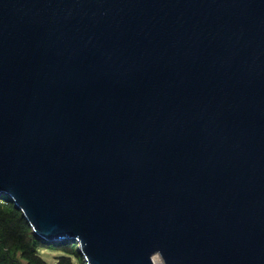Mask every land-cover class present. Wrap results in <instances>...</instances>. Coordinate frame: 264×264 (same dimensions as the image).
Returning a JSON list of instances; mask_svg holds the SVG:
<instances>
[{
  "label": "water",
  "instance_id": "water-1",
  "mask_svg": "<svg viewBox=\"0 0 264 264\" xmlns=\"http://www.w3.org/2000/svg\"><path fill=\"white\" fill-rule=\"evenodd\" d=\"M0 192L86 264H264V0H0Z\"/></svg>",
  "mask_w": 264,
  "mask_h": 264
},
{
  "label": "trees",
  "instance_id": "trees-1",
  "mask_svg": "<svg viewBox=\"0 0 264 264\" xmlns=\"http://www.w3.org/2000/svg\"><path fill=\"white\" fill-rule=\"evenodd\" d=\"M79 242L64 239L49 243L36 236L21 209L5 193L0 192V264H51L41 249L61 251L57 264H86Z\"/></svg>",
  "mask_w": 264,
  "mask_h": 264
},
{
  "label": "rangeland",
  "instance_id": "rangeland-1",
  "mask_svg": "<svg viewBox=\"0 0 264 264\" xmlns=\"http://www.w3.org/2000/svg\"><path fill=\"white\" fill-rule=\"evenodd\" d=\"M63 253L61 251L52 250V249H41V255L51 264H57L58 263V256L62 255ZM156 259V260H155ZM155 263L159 264L158 260H162L159 255H156L154 257ZM74 261L76 264H80L77 259L74 258Z\"/></svg>",
  "mask_w": 264,
  "mask_h": 264
},
{
  "label": "bare ground",
  "instance_id": "bare-ground-1",
  "mask_svg": "<svg viewBox=\"0 0 264 264\" xmlns=\"http://www.w3.org/2000/svg\"><path fill=\"white\" fill-rule=\"evenodd\" d=\"M155 260H156V259H155ZM158 261H159V262H158L159 264H163V263H162V260H158Z\"/></svg>",
  "mask_w": 264,
  "mask_h": 264
},
{
  "label": "built area",
  "instance_id": "built-area-1",
  "mask_svg": "<svg viewBox=\"0 0 264 264\" xmlns=\"http://www.w3.org/2000/svg\"><path fill=\"white\" fill-rule=\"evenodd\" d=\"M163 263V262H162Z\"/></svg>",
  "mask_w": 264,
  "mask_h": 264
}]
</instances>
